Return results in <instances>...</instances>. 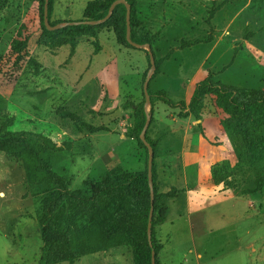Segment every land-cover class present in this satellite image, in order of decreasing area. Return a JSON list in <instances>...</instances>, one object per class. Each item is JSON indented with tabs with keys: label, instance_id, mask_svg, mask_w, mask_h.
<instances>
[{
	"label": "rangeland",
	"instance_id": "rangeland-1",
	"mask_svg": "<svg viewBox=\"0 0 264 264\" xmlns=\"http://www.w3.org/2000/svg\"><path fill=\"white\" fill-rule=\"evenodd\" d=\"M92 1L96 0H54L50 22L82 21ZM138 4L160 61L153 89L172 90L185 79L193 95L198 84L214 74L215 81L264 91V0H138ZM213 10L216 14L209 22ZM209 39L212 43L190 47ZM20 50L23 62L15 66ZM30 58L45 68L42 76L27 67ZM149 70L148 51L121 48L111 29L100 31L97 38L79 37L74 55L68 47L52 51L41 32L37 2L0 0V130L1 117L7 116L14 118L10 133L39 135L59 145L76 138L67 158L55 161L60 173L68 170L72 190L88 191L87 182L102 180L117 166L128 172L146 170L148 151L129 138L133 115L122 105L142 101L143 78ZM61 107L87 126L106 131L92 134L80 129L55 115ZM155 109L165 117L180 113L161 102ZM123 133L129 139H120ZM217 135L221 145L188 158L193 164L184 175L196 186L177 197L162 225L166 264H264V191L254 198L237 197L213 184L214 165L237 161L229 139ZM119 146L121 160L110 154ZM158 174L157 170L160 193L169 186L184 187L180 170L172 171L162 189ZM166 203L170 206L171 200ZM40 213L41 200L31 194L25 163L1 153L0 264H39ZM61 264L134 263L128 248H117Z\"/></svg>",
	"mask_w": 264,
	"mask_h": 264
},
{
	"label": "trees",
	"instance_id": "trees-1",
	"mask_svg": "<svg viewBox=\"0 0 264 264\" xmlns=\"http://www.w3.org/2000/svg\"><path fill=\"white\" fill-rule=\"evenodd\" d=\"M6 1L8 0H3V2ZM34 1L38 3L42 35L46 46L52 51L68 47L71 55H74L78 48L79 37L88 35L97 38L99 32L104 29L113 31L116 42L121 48L136 50L127 41V9L123 4L117 5L111 18L102 25L73 26L49 31L44 19L46 0ZM117 1L120 0L89 2L84 10L83 20L79 22L104 20ZM124 1L131 7L133 43L151 45L153 51L155 39L142 23L138 0ZM227 1L234 3L247 0ZM53 5L54 0H50L49 22L53 14ZM215 14L216 10L210 13L209 22L214 19ZM50 25L57 24L50 22ZM210 43H212L211 39L195 41L190 47L199 48L200 45ZM23 56V50H20L14 62L15 66L23 62ZM27 56L29 57V53ZM148 59L150 62L149 53ZM27 67L36 76H42L46 71L34 58L28 60ZM160 70V61L156 60V70L149 84L152 120L147 132V141L155 152L153 248L150 247L148 240V225L152 209L148 178L149 157L147 168L143 172H128L124 167L117 166L111 169L102 180L87 182L88 191L72 190L68 170L60 173L56 169L55 161L60 156L67 158L66 156L73 150L74 141H65L59 145L39 135L10 133L7 129L14 125V118L1 117L4 124L3 129L0 130V154H6L25 163L31 194L41 200L38 223L43 247L39 264L75 263L83 257L117 248H128L134 264H152V253L155 251L156 262L160 264L158 256L162 248L156 239V228L167 219L170 206L166 201L177 198L182 191L172 188L167 193L159 192L155 163L159 151L158 142L150 138L155 105L159 102L168 107L180 109V118L193 117L196 121H200L206 101L209 98L212 99L215 107L225 115L223 128L237 159L235 165L226 161L213 166L211 171L213 184L230 189L237 197L254 198L263 193L264 91L227 85L221 81H215V75L209 74L198 84L189 103H176L169 95L171 89L167 91L153 89L154 80L160 74ZM147 74L148 72L144 75L143 83ZM163 87L165 88V85ZM142 92L141 102L127 100L122 105V109L125 112L131 111L133 115V126L129 132V138L148 151L140 139L146 124L144 85ZM55 115H60L64 120H72L80 129L84 127L92 134L106 131L103 127L87 126L67 107L57 108Z\"/></svg>",
	"mask_w": 264,
	"mask_h": 264
},
{
	"label": "crops",
	"instance_id": "crops-1",
	"mask_svg": "<svg viewBox=\"0 0 264 264\" xmlns=\"http://www.w3.org/2000/svg\"><path fill=\"white\" fill-rule=\"evenodd\" d=\"M214 48L215 47H212L210 51H212ZM188 83L189 80L184 79L175 87V89L178 88L177 90L172 89L171 91H169V95L174 102L189 103L193 95H191L190 93ZM181 92L184 94V97L180 94ZM180 113H171L169 116L165 117L158 114L155 109L153 124L150 130V138L153 141L158 142L159 151L155 163L159 173L158 176L159 182L161 183V189L163 183L167 181L169 175H173L172 171L178 169L182 173L180 174V178L184 180L182 182L184 184V189L181 188V191L183 193L196 186L194 184L189 185V182H187L188 178L184 175V172L188 169V167L193 164L188 161V158L190 156H192V158L194 156L200 157L203 153V150L207 147L221 145L222 143H220V139L219 137H217V133L220 135L222 134V136L225 135L227 139L228 137L225 134L223 128L225 115L215 107L212 100L208 99L206 101L200 121H196L193 117L180 118ZM120 139L125 141L129 138H127V136L123 133L122 135H120ZM75 140L76 138L73 140L74 143ZM120 151L121 147L119 146L118 150L112 151L113 153L110 154H113V158L121 160L122 157L120 155ZM122 165L125 166L123 163ZM180 178L178 180H181ZM178 184H180V182H178ZM170 187L171 189L176 188L180 190L178 186H169L167 188V191L161 190V193L169 192L171 190ZM176 201L177 198L171 200L169 212L171 211L172 204H176ZM162 225L156 228V239L162 248L159 254V260L161 264H166V252L163 244L161 230Z\"/></svg>",
	"mask_w": 264,
	"mask_h": 264
},
{
	"label": "water",
	"instance_id": "water-1",
	"mask_svg": "<svg viewBox=\"0 0 264 264\" xmlns=\"http://www.w3.org/2000/svg\"><path fill=\"white\" fill-rule=\"evenodd\" d=\"M49 3H50V0H46L45 13H44L45 25L49 31H57V30H61V29L66 28V27H73V26H84V25H86V26H99V25H102V24L106 23L111 18L116 6L123 4L126 6V9H127V41H128V43L133 48L146 49L149 53L151 68L147 74V78H146L145 83H144V94H145V99H146V102H145L146 124H145L144 129L141 133L140 139L144 143L145 147L148 149V152H149L148 178H149V187H150V191H151L152 209L150 212L149 225H148V240H149L150 247L153 248V240H152L153 231H152V229H153L154 203H155L153 165H154L155 152H154L153 147L147 141V132L149 130V127L151 125V120H152V114L150 112L151 110H149V108L151 109V107H152L151 97L149 95V84L152 80L153 73L156 70V60H155V56H154L153 51H152V47H151V45H138V44L133 43V41L131 39V7L124 0H120V1L115 2L112 5V7L110 8L108 16L102 21L67 22V23H64L62 25H57V26H51L50 25L49 18H48V16H49ZM152 264H157L155 251H153V253H152Z\"/></svg>",
	"mask_w": 264,
	"mask_h": 264
}]
</instances>
